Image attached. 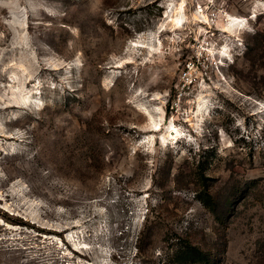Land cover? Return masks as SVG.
Wrapping results in <instances>:
<instances>
[{
  "label": "rangeland",
  "instance_id": "obj_1",
  "mask_svg": "<svg viewBox=\"0 0 264 264\" xmlns=\"http://www.w3.org/2000/svg\"><path fill=\"white\" fill-rule=\"evenodd\" d=\"M0 264H264V0H0Z\"/></svg>",
  "mask_w": 264,
  "mask_h": 264
},
{
  "label": "bare ground",
  "instance_id": "obj_2",
  "mask_svg": "<svg viewBox=\"0 0 264 264\" xmlns=\"http://www.w3.org/2000/svg\"><path fill=\"white\" fill-rule=\"evenodd\" d=\"M194 17H198V14L195 13L194 14ZM170 19L172 20L173 22V25H181L183 24L185 21H186V13H185V9H184V1L180 3L179 6H173L172 9H171V15H170ZM16 22V20H15ZM245 20L243 19H239V18H236V17H232V19L230 20V22L228 23V25L226 26V31L228 32H231V34H235L234 30L237 26H241L242 24H244ZM21 23V25H25L26 24V21H23L22 22H19ZM138 45V44H137ZM140 46H143L142 44H140ZM25 63L22 62L20 64L21 67H23L24 69L26 68L25 66ZM203 100V101H202ZM206 99L201 95L200 97V101H199V105H198V112L200 114L198 115H202V111H204V106L206 105ZM162 138H163V141L166 142V140L168 138H170V135L171 133L168 132V133H164L162 134ZM178 135V131L177 133L174 135V136H177Z\"/></svg>",
  "mask_w": 264,
  "mask_h": 264
},
{
  "label": "built area",
  "instance_id": "obj_3",
  "mask_svg": "<svg viewBox=\"0 0 264 264\" xmlns=\"http://www.w3.org/2000/svg\"><path fill=\"white\" fill-rule=\"evenodd\" d=\"M188 68H189V72L188 71H186L185 73H184V75H185V77L187 78V79H190L191 78V76H192V73H191V63H189L188 64Z\"/></svg>",
  "mask_w": 264,
  "mask_h": 264
},
{
  "label": "trees",
  "instance_id": "obj_4",
  "mask_svg": "<svg viewBox=\"0 0 264 264\" xmlns=\"http://www.w3.org/2000/svg\"><path fill=\"white\" fill-rule=\"evenodd\" d=\"M214 203V202H213Z\"/></svg>",
  "mask_w": 264,
  "mask_h": 264
}]
</instances>
